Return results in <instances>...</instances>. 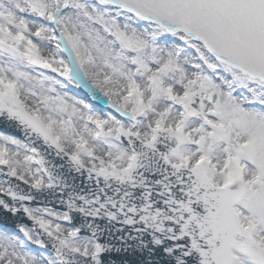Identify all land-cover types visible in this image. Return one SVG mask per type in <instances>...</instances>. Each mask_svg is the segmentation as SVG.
I'll list each match as a JSON object with an SVG mask.
<instances>
[{"label":"snow or ice","instance_id":"obj_1","mask_svg":"<svg viewBox=\"0 0 264 264\" xmlns=\"http://www.w3.org/2000/svg\"><path fill=\"white\" fill-rule=\"evenodd\" d=\"M0 264H264V0H0Z\"/></svg>","mask_w":264,"mask_h":264}]
</instances>
